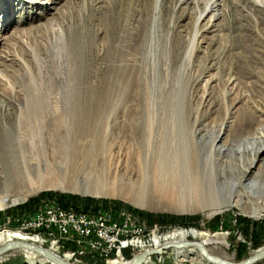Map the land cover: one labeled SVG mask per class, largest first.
Segmentation results:
<instances>
[{"label": "rangeland", "instance_id": "rangeland-1", "mask_svg": "<svg viewBox=\"0 0 264 264\" xmlns=\"http://www.w3.org/2000/svg\"><path fill=\"white\" fill-rule=\"evenodd\" d=\"M212 1L161 0L157 12L156 0H0V189L7 182L11 190L22 183L24 174L15 169L18 159L33 163L27 168L35 176L52 174L84 184L98 179L115 189V194L96 196L42 188L0 209V236L21 229L23 223L8 221L12 216L62 196L65 207L135 213L133 208L149 223L163 224L129 233L126 238L143 236L144 246L121 251L125 262L134 259L128 255L160 246L170 231L181 228L224 233L226 246L208 247L228 260L264 247V158L241 191L251 195L252 204L245 198L241 206L211 217L207 209L168 210L177 203L162 197L151 183L149 199L160 209L140 208L127 199L142 186L138 154L149 150L150 128L154 135L191 134L200 160L207 159L213 144L223 146L209 166L215 171L213 189L222 195H234L241 186L260 143L246 136L264 125V0H217L218 10L207 14L201 28L215 15L212 25L197 39L188 63L196 19ZM60 34L70 55L61 63L54 60ZM67 67L74 70L72 78ZM94 97L112 98L107 115L101 101L90 100ZM93 103L94 110L88 111ZM153 143L157 152L159 142ZM29 231L39 235L33 242L74 264L119 259L114 247L105 259L92 254L66 258L68 250L83 249V244L72 247L73 240L63 237L58 253L59 242L48 234L51 225L34 224ZM166 249L145 263L211 264L190 252L178 257L176 248ZM27 258L23 250L10 249L0 264H28Z\"/></svg>", "mask_w": 264, "mask_h": 264}, {"label": "bare ground", "instance_id": "bare-ground-1", "mask_svg": "<svg viewBox=\"0 0 264 264\" xmlns=\"http://www.w3.org/2000/svg\"><path fill=\"white\" fill-rule=\"evenodd\" d=\"M160 1L161 0H156V11L157 12L159 11ZM217 6H218L217 0H213L207 6V8L204 11L200 12V14L198 15L196 22H195V29H194V33L191 39V44L186 53V60L188 63L191 62L197 50V45H198L197 39L201 36L204 29H207L212 25L215 15L209 18V22H207L205 25H202L203 27L201 28V23L203 19L207 16V14L210 11L212 10L217 11L218 10ZM69 56L67 55L66 43L63 41L62 34H60V45L56 49L54 60L61 63V62H64L66 59H68ZM151 56H152V53H151ZM67 69H68V72H71L68 74H70L72 78V75H74V70L71 69L70 67H67ZM69 84L70 82H68V85ZM153 91L157 92V88H155V90ZM152 98H154V95H152ZM111 99L112 98H107V99L105 98L104 100V99H98V98L96 99L94 97V98H91L90 100H95V101L97 100L98 102L101 101L103 104L101 105L103 111L101 109V106H100V110L104 112V114L107 115L108 110H109L108 107L113 101ZM97 109H99L98 104H97ZM149 130L150 131H149L148 136L146 135L148 137L149 150L145 154H142V153L138 154V165L140 166L139 173L140 175H142L141 178L143 179L142 186L139 189V191H137L132 197L130 198L125 197L128 200H130L133 204H135L136 206L140 208L160 209L159 206L154 205L152 201L149 199L150 195L148 192V189H149L148 185L150 183L154 185L155 191L159 193L162 197L167 198L168 200L175 201L177 203L175 207L173 208L170 207L167 209L178 212V213H193L199 210L207 209L208 210L207 214L208 216L211 217L217 213H222L234 206H241L242 204L245 203L244 201L245 198L248 200V202L252 204L253 198L251 197V195H249L248 192L242 193L241 191L246 187L244 185V180L245 179L247 180L252 176L253 167H255L258 164V162H260L264 158V125L263 124L257 125L254 131L251 134H248L246 136V139L252 138L256 140L257 142L260 141V143H258L254 151V156L250 163V166H248V168H246V170H244V172L242 173L243 175L240 180L241 186L236 188L234 195H229V194L222 195L218 193L217 191H215L212 185L213 184L212 174L215 171L214 169L209 168V166L212 164L215 165V160H213L212 158H215L214 156L215 153L219 155L222 154L223 146H219L217 148L213 144L211 148L209 149L210 151H209V155L207 156V159L200 160L201 158H200L199 152L196 148V144H194L193 142V138L190 136L191 134L189 135L184 130H181V131L172 132V133H165V134L160 133L158 135H154L153 129L150 128ZM155 140L159 142L158 148L156 149L158 150L157 152L155 151V146H154L155 143H153ZM83 159H86V158L84 157ZM199 161L201 163H199ZM20 164L22 168L20 167L18 169L17 165H20ZM23 165L25 168H23ZM28 165L34 166V164L33 163L30 164V162L27 161V159H24V162L23 160L20 161L18 159V163L16 164L15 169H17L16 172L20 171L21 173L24 174L23 175L24 179L22 181L23 184L21 183L14 190H11L10 189L11 185L7 182L5 189L4 188L0 189V193H1L0 209H3L11 205H14L16 203H19L23 201L29 194H33L34 192L42 188H47V187L54 188V189H60V190H68V191L86 193V194L96 195V196L115 194L114 187L109 186L98 179L89 180L88 183L84 184V183H80L74 180L73 178H66V177L60 178V177L50 176L52 174L48 175L47 173H46L47 175L45 176L39 175V174L35 176L33 173H31L30 170H28L27 168ZM10 170H12V168ZM256 209L254 208V211H256ZM252 213L255 214V216L258 215V213L256 212H252ZM12 223H16V222H12ZM19 223H23L21 229H19L18 231L19 233L11 232L7 236L1 235L0 245L4 244L10 239H14L17 237L24 238L27 240H32V241L39 240L38 238L39 235H34L32 232L29 231V229L34 224L27 225L26 222H18V224ZM41 225H49V224H41ZM151 226L152 224L149 226V229L151 228ZM140 232H147V231H140ZM140 232H137V233L140 234ZM129 233H135V232L115 233L112 236V242L110 243L107 250L97 255L92 254V256L93 257L99 256L105 259L104 258L105 256H109L110 248L114 247L116 255L117 257H119V259L116 258L114 260H111L109 262L110 264L132 263L134 259L129 262L124 261L123 259L124 254H121V251L122 253H124V250L130 248V246H141L142 247L144 245L142 244L143 236L140 237L139 235H136V236H133L132 238H126V236ZM48 234L52 236L53 238H56L57 239L56 241L59 242L60 245L59 244H55V245H57V251L58 253H60L58 249L62 250L63 248V244H61L60 240L63 237H69V235H65L64 233L54 228H53V231H49ZM56 236L60 238H57ZM189 236H192V237H195L196 239L201 240L203 245L209 250L211 254L213 253L208 246H213V247L218 246L220 248L223 246H226V240L224 237L225 236L224 233L223 234L222 233L212 234L208 231L199 230L197 228H192V229L181 228V229H175L173 231H170L166 235V237H164V239H167V241L164 243L179 242L180 240L184 241V239H186V237H189ZM154 238H156V236ZM78 244H83V243L78 242ZM173 248H176L177 255H179L178 257H182V256L186 257L187 252H190L193 258L199 256L203 260H206L205 257L199 252L198 248L194 246L185 245V246L169 247V249H173ZM12 249L23 250L28 257L27 258L28 264H47L48 261L52 262V264H60L59 262L51 258H48L45 255H38L35 251L29 248L14 246ZM83 249H81L80 247L77 251L68 250V252L65 253V256L66 258H69V255L74 256L77 254H91V253H87V251ZM263 249L264 247L260 248L259 250H256L255 252L263 250ZM165 250L167 249L164 248L162 252L158 254H151V255L144 256L143 258H141L140 260L136 261L133 264H146L145 263L147 262L145 261L146 258H149V256H153V255H160ZM5 252L0 254V257L4 255ZM227 256L226 257L224 256L223 259H227ZM135 257L136 256H134L133 258ZM106 260H107V257H106Z\"/></svg>", "mask_w": 264, "mask_h": 264}, {"label": "built area", "instance_id": "built-area-1", "mask_svg": "<svg viewBox=\"0 0 264 264\" xmlns=\"http://www.w3.org/2000/svg\"><path fill=\"white\" fill-rule=\"evenodd\" d=\"M10 220L16 223L26 222L27 225L49 224L69 235L75 242L83 243L84 250L93 255L107 250L115 233L149 232L151 224L163 225L157 222L149 223L140 214L123 209L99 207L83 211L65 207L56 200L42 202L31 212L12 216L8 221ZM136 254L128 255V258ZM175 264H188V261L180 260Z\"/></svg>", "mask_w": 264, "mask_h": 264}, {"label": "water", "instance_id": "water-1", "mask_svg": "<svg viewBox=\"0 0 264 264\" xmlns=\"http://www.w3.org/2000/svg\"><path fill=\"white\" fill-rule=\"evenodd\" d=\"M94 108H95V106L93 103V105H90L88 107V111L92 112L94 110ZM81 194H86V193H81ZM86 195H90V194H86ZM185 245L194 246V247L198 248L199 252L205 257V259L212 264H253L257 260L264 257V249H263V250L255 252V253L249 254L247 257H245L243 259L227 260V259H223L217 255L211 254L209 252V250L203 245L201 240H199V239H188V240H184L181 242H167V243H163L160 246L155 247V248H151L148 250H142L136 255L133 262L129 263V264L135 263L136 261L140 260L144 256L151 255V254H158V253L162 252V250L164 248H169L171 246H185ZM14 246L29 248V249L35 251L38 255H45L48 258H51V259L59 262L60 264H73L72 262L64 259L63 256H61L55 252H52L49 248L44 247V246H42L38 243H35L31 240H26L24 238H19V237L14 238V239H10L7 242H5L4 244L0 245V254L5 252L6 250L12 249Z\"/></svg>", "mask_w": 264, "mask_h": 264}, {"label": "trees", "instance_id": "trees-1", "mask_svg": "<svg viewBox=\"0 0 264 264\" xmlns=\"http://www.w3.org/2000/svg\"><path fill=\"white\" fill-rule=\"evenodd\" d=\"M59 200H57L61 205H63V206H67L64 202H63V200H65L64 198H62V196H60L59 198H58ZM63 199V200H62ZM62 200V201H61ZM76 209H78V208H76ZM118 209V208H117ZM135 213L137 212V213H139L137 210H135V209H133V208H131ZM141 213V212H140ZM239 218H241L240 216H239ZM148 220H152V219H150L149 217H148ZM71 244H72V247H75V244L77 243V242H75L74 240L73 241H71L70 242ZM254 264H257V263H254Z\"/></svg>", "mask_w": 264, "mask_h": 264}]
</instances>
